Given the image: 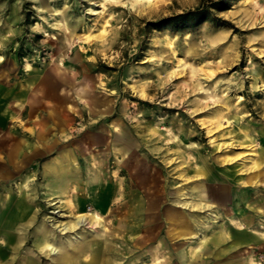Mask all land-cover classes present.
<instances>
[{
    "label": "rangeland",
    "instance_id": "1",
    "mask_svg": "<svg viewBox=\"0 0 264 264\" xmlns=\"http://www.w3.org/2000/svg\"><path fill=\"white\" fill-rule=\"evenodd\" d=\"M9 136L36 152L10 181L0 162V212L28 199L0 224V264H216L240 229L256 237L240 260L264 264V0H0ZM68 153L77 177L52 193Z\"/></svg>",
    "mask_w": 264,
    "mask_h": 264
},
{
    "label": "crops",
    "instance_id": "2",
    "mask_svg": "<svg viewBox=\"0 0 264 264\" xmlns=\"http://www.w3.org/2000/svg\"><path fill=\"white\" fill-rule=\"evenodd\" d=\"M36 136L38 139L44 138L45 137V131L40 130V129L36 130ZM1 150H6V152L4 154H2L0 152L1 153L0 154V162H4V164L10 169L9 171H7L8 175L6 177L7 180H9V181L13 179V164H14V168H16L17 170L23 169L25 167L26 163L28 162L29 157L33 156L34 153L36 152V149H29V143L27 142L26 139H23L22 141L18 142L17 145H15V147L13 148V136H9L8 138L0 139V151ZM13 156H15L14 159H13ZM76 173H77V167H75V163L73 164V159L70 157L69 153L65 154L64 158H62L60 160H56L55 162H53L51 168L46 172L45 185H46L47 189L49 191H51L52 193H63L65 190H67L69 184H71L73 181H75V179L77 177ZM1 175H2V173H0V176ZM249 179H250L249 182H244L242 190H240L241 191L240 192L241 197H243L245 195L246 192L244 193V191L249 190L251 187L258 185V183L260 181L259 177H258V172L251 175L249 177ZM241 183H243V182H241ZM262 183H264V172H263V176L261 178V184ZM227 186L223 187V188H219V190H222L225 188L224 192H226ZM26 187L21 185L22 189L26 188ZM243 189H246V190H243ZM228 190L231 191V188L229 186H228ZM58 195H60V194H58ZM203 195L204 196L206 195V193L204 191H203ZM208 195H210V194L207 193V198H208ZM7 199H8L7 203L3 204L4 205L3 206L4 211L0 212V224H2L3 227H7L9 229V231H11L10 233H12L13 226L15 223L14 221L16 220V218H21L27 214L28 199H27L26 195H24L22 197H17L14 211H13V198H7ZM215 199H216L215 202L217 203V205L221 209H223L224 212L228 213L229 212L228 205H229V202L231 201V192H230V194L219 192L218 195L215 196ZM245 199H247V198L245 197ZM9 208H10V212L7 213V210ZM236 222L239 223L241 226L244 225L243 222H239V221H236ZM2 226L0 225V227H2ZM221 230H222L221 228H218V230H216V233L214 235H212L211 237L206 236V238L203 239V242L201 243V247L203 249L200 251V254L198 256H195V258H200V257H202V254L204 252H207V250L209 249L208 245L210 242L218 244L219 247H220V244L226 242V240H227L226 236L227 235L225 232H222ZM192 231H194V230H192ZM210 238H212V239H210ZM253 239L256 240V237L253 235L252 232H250L249 230L240 229L238 231V233L236 235H234L231 239V242H230L231 247L234 248L232 250V252L230 251L229 253L224 255L225 252L227 251L226 249L221 248V249L216 251V254L219 257L216 260V264H247V261H246V263H243L240 260V258H239L240 256H239V254H237V252L240 250H236V248L240 247L243 244L250 243V241H252ZM47 242H49V241H47L43 238L42 242H40L41 244L39 247L42 250L49 251V249L46 245ZM197 250H198V247H193L192 253L193 254L196 253ZM49 253H51V252L49 251ZM180 253H181L182 258L186 257V254H184L182 252H180ZM253 260L254 259L252 258L251 261H253ZM157 262H158V260L154 259V260H152L151 264H157ZM0 263H1V256H0ZM147 264H149V263L147 262Z\"/></svg>",
    "mask_w": 264,
    "mask_h": 264
},
{
    "label": "bare ground",
    "instance_id": "3",
    "mask_svg": "<svg viewBox=\"0 0 264 264\" xmlns=\"http://www.w3.org/2000/svg\"><path fill=\"white\" fill-rule=\"evenodd\" d=\"M99 30V32H98V34L99 33H103L104 32V29H101V28H99L98 29ZM90 36V35H93V33L91 32L90 34H87V36ZM100 37V36H99ZM61 200V199H60ZM57 201H59V200H55V201H53L52 203H56ZM49 249L51 250V251H53V252H56L57 251V248L56 247H53L51 244H49Z\"/></svg>",
    "mask_w": 264,
    "mask_h": 264
},
{
    "label": "trees",
    "instance_id": "4",
    "mask_svg": "<svg viewBox=\"0 0 264 264\" xmlns=\"http://www.w3.org/2000/svg\"><path fill=\"white\" fill-rule=\"evenodd\" d=\"M191 14H197V13H199V11H192V12H190ZM186 14H181V15H178L177 16V18H179V17H183V16H185ZM194 16V15H193Z\"/></svg>",
    "mask_w": 264,
    "mask_h": 264
}]
</instances>
